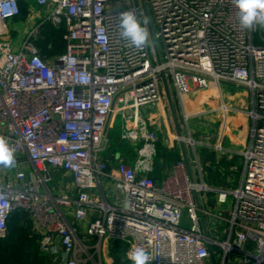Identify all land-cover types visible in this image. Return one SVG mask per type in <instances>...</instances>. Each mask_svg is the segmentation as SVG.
<instances>
[{"label":"built area","instance_id":"2783aa9c","mask_svg":"<svg viewBox=\"0 0 264 264\" xmlns=\"http://www.w3.org/2000/svg\"><path fill=\"white\" fill-rule=\"evenodd\" d=\"M21 2L42 11L13 47L4 38L6 22L19 16ZM144 5L151 29L157 28L155 43L162 44L159 65L150 39L137 49L120 34L124 12L147 29L135 0H15V13L0 11V137L20 167L12 179L0 174V237L11 215L23 212L49 264H100L94 256L107 239L124 246L130 263V253L142 248L149 264H211V247L218 264H264V27L241 28L234 0ZM47 23L62 28L64 44L51 61L36 44ZM161 73L182 108L193 90L230 85L246 92L245 109L217 108L223 116L235 111L249 120L248 143L227 152L230 159L240 156V167L230 165L228 174L220 168L224 185L207 182L196 151L205 144L192 138L185 112L189 137L174 140L192 147L190 175L183 160L160 181L149 175L161 133L157 110L163 116L167 109ZM118 110L120 136L138 145L137 155L132 163L120 160L109 174L106 126ZM222 138L213 149L224 154ZM52 170L71 177V192L49 190ZM103 177L120 192L118 203L99 193ZM85 219L80 239L77 227Z\"/></svg>","mask_w":264,"mask_h":264},{"label":"crops","instance_id":"0c3cea01","mask_svg":"<svg viewBox=\"0 0 264 264\" xmlns=\"http://www.w3.org/2000/svg\"><path fill=\"white\" fill-rule=\"evenodd\" d=\"M20 4L22 8L21 10L25 12H23V15L6 22L7 34L4 36L5 39L10 40L15 35V39L17 42L15 44V47L21 42L27 31L34 25L33 24L30 26L24 21V16L26 15V12H28V14H31L32 19L37 23L36 14H39L42 11V8L36 6L32 2L28 5L22 2ZM45 25L47 26L51 24L47 23L41 27L40 36L38 39L41 38L42 28H44ZM44 58L51 61L52 56H44ZM171 98L175 113L177 115L182 136L186 138L189 137L188 129L190 130V133L194 140H197V138H194L195 134L196 136L198 134L203 135V137L199 138H201V142H203L205 146L196 145V151L198 153L204 173L205 171H207L209 174H205L206 176H208V180H210L207 182L216 186L224 185L225 182L220 175V168H223L224 173L228 174L230 165L239 166L240 156L235 155L232 159H230L229 154L227 152L228 150H240L244 145L248 143L249 120L235 111H229L223 116V113L217 108L223 103L235 109H240L242 105L240 104V100L244 103H249L246 92L234 88L230 85H222L220 86V89H217L214 86H210L209 88L204 90H193L191 93L185 96L183 108L180 105L179 100L173 91L171 93ZM211 104L213 110L215 111L211 113H205L207 107H209ZM158 111L159 110H157V116L158 123H160L161 126V133L159 134V139L155 145L156 155L152 160V170L151 172H149V175L152 176L155 180L160 181L164 177V175L170 170V167L173 163L178 160H183V155L180 149L179 142L174 140V135H176V132L170 115L168 102L166 111L161 112L164 114L163 116ZM183 112L191 116L189 121L191 119H195L197 121V126H199V130L197 132H194V130L190 128L189 122L187 129L186 123H184L183 121ZM119 115L121 116V121H119L118 119V117H120ZM210 123H217V125H219L220 127V131L222 130V145L227 154H225V152L224 154H221L213 149V146L218 142L220 138L219 135L216 136L214 139L205 138L208 134ZM123 124V112H121L120 110L114 111L108 117L105 137L106 142L104 145L106 150L104 151V155L109 160V165L107 168V173L109 174H115L117 163L120 160H125L129 163H132V161H134L137 155L136 149L138 145H135L131 141L122 140L120 135H118L116 139H114V133L117 132L118 134H121ZM113 140H120L122 141V143L125 142L124 147L120 149L117 146H110L112 142L114 143ZM183 144L185 148L186 157H190L192 155L191 145L186 142H184ZM108 147L110 150L106 152ZM203 150H205L206 152H210L212 158L207 159L206 156H202ZM214 175L215 178H212ZM47 187L52 192H71L73 190L72 179L68 174L63 173L62 171L52 170L50 171V181L48 182ZM99 193L101 194V196H103V198H105L106 201L113 204H116L121 200L120 192L116 190L112 179L108 177L101 178V187L99 189ZM87 221L88 219L83 220L80 223V226L77 227V233L79 234L78 237L80 239H82L83 237L82 231L88 223ZM92 244L93 242H90L88 244V247ZM101 248V257H98L97 255L94 256V259L99 261L100 264H114V259L117 255V252H114L115 248H123L121 256L122 260H125V248L119 241L107 239L103 241ZM61 253H64L62 248ZM90 253L92 254L93 250H90ZM211 264H213L212 261ZM215 264H218V262L215 261Z\"/></svg>","mask_w":264,"mask_h":264},{"label":"trees","instance_id":"16d2710c","mask_svg":"<svg viewBox=\"0 0 264 264\" xmlns=\"http://www.w3.org/2000/svg\"><path fill=\"white\" fill-rule=\"evenodd\" d=\"M21 8V5H20ZM22 9V8H21ZM62 29H56L51 25L42 28L41 38L37 45L44 56H54L64 50L61 40ZM206 158L212 155L206 154ZM123 248H115L117 252L114 264H122ZM127 262V261H126ZM47 256L41 254L38 248V236L31 230V222L23 212H14L7 222V234L0 237V264H49ZM129 263V262H128Z\"/></svg>","mask_w":264,"mask_h":264},{"label":"clouds","instance_id":"9594fccd","mask_svg":"<svg viewBox=\"0 0 264 264\" xmlns=\"http://www.w3.org/2000/svg\"><path fill=\"white\" fill-rule=\"evenodd\" d=\"M239 9V22L243 29H253L255 25L264 27V0H234ZM0 11L11 15L17 11L15 0H7L0 4ZM121 36L129 40L137 49L144 47L149 41V33L141 26L136 15L132 12L121 13ZM0 164L11 167L15 164L13 151L9 148L5 138L0 137ZM133 264H149L150 257L142 249L137 248L130 253Z\"/></svg>","mask_w":264,"mask_h":264},{"label":"rangeland","instance_id":"374dc122","mask_svg":"<svg viewBox=\"0 0 264 264\" xmlns=\"http://www.w3.org/2000/svg\"><path fill=\"white\" fill-rule=\"evenodd\" d=\"M136 2H140V0H135ZM144 2H145V4H146V2H147V0H143ZM126 3H128V2H126ZM125 3V4H126ZM146 10H147V14H148V18H149V20H150V22L152 21V17H151V13H150V10H149V8L147 7V5H146ZM23 12H25V11H23V10H20V14H19V16H21V15H23ZM24 18H25V22L28 24V25H33V24H35L36 22L32 19V16H31V14H28V12H26V15L24 16ZM29 26V27H30ZM152 30H153V33H155L156 31H157V28L154 26V24H153V26H152ZM11 40V42H12V44H14L13 45V47H15V44L17 43L16 42V39H15V35L12 37V39H10ZM156 46H157V49H158V51H159V53H160V55H162V44L159 42V41H156ZM210 104V103H209ZM208 104V105H209ZM240 104H242L241 105V108H246L247 107V103L245 102H243V101H241L240 100ZM213 108H212V104L209 106V107H207V109L206 110H212ZM120 116V115H119ZM118 119H119V121H121V116L120 117H118ZM119 121H118V123H119ZM189 125H190V128L192 129V130H194V132H197L198 130H199V126H197V121L195 120V119H191L190 121H189ZM117 129V128H116ZM220 127H219V125H217V123L215 124V123H210V126H209V129H208V134H207V136L205 137V138H210V139H214L216 136H221V134L223 135V133H222V130L220 131ZM118 135H120V134H118L117 132L116 133H114V139H116V137L118 136ZM198 136V137H197ZM196 136V134H195V139L197 138V140H199V141H202L201 140V138H199V137H203V135H200V134H198ZM114 141V143L112 142V144L110 145V146H117L118 148H123L124 147V144H125V142H123L122 143V141H117V140H113ZM115 144V145H114ZM106 150V148L104 149V151ZM110 149H109V147L107 148V151L106 152H108ZM103 151V152H104ZM205 153L206 154H211L210 152H206L205 151ZM202 156H204V155H202ZM156 159H157V157H156ZM204 166V165H203ZM17 169H20V167H17V166H11V167H8V166H0V174H2L3 176H7L9 179H12V176L15 174V172H16V170ZM204 171V170H203ZM205 174L206 175H209L208 174V172L207 171H205ZM214 174V173H213ZM205 175V178H206V180L207 181H210V180H208V176H206ZM212 178H215V175L212 177ZM220 210H223V211H225L226 210V206H223V207H220ZM219 227H220V224H219ZM100 257H101V255H100ZM114 261H116V259H114ZM98 262V261H97ZM120 262L122 263V264H133V263H128V262H126L125 260H120Z\"/></svg>","mask_w":264,"mask_h":264},{"label":"water","instance_id":"95a60500","mask_svg":"<svg viewBox=\"0 0 264 264\" xmlns=\"http://www.w3.org/2000/svg\"><path fill=\"white\" fill-rule=\"evenodd\" d=\"M140 4H141V8H142V11H143V14H144L147 31L149 33V39H150V42H151V45H152V48H153V51H154V54H155L156 63L159 65L161 63V61H160V58H159V54H158V51H157V46H156V43H155V40H154V37H153L150 21H149L148 14H147V11H146V8H145L143 0H140ZM160 78L162 80L163 87H164V90H165V94H166V98H167V102H168V106H169V111H170V115H171V118H172V121H173V124H174L176 135L178 137H181L182 134H181L179 122H178V119H177V115L175 113V109H174V106H173L171 94H170V91H169V88H168V85H167V82H166V79H165V76H164L163 73L160 74ZM179 145H180V149H181V152H182V155H183V161H184V163L186 165V168H187V170L189 172V175H190V166H189V162H188V159L186 157V154H185L184 144L181 141V142H179ZM101 146H103V142L101 143ZM201 225H202L204 234L207 236L208 232H207L206 225H205V222H204L203 218H201ZM209 254H210V259H211L212 263L215 264V258H214L213 250H212L211 247H209Z\"/></svg>","mask_w":264,"mask_h":264}]
</instances>
